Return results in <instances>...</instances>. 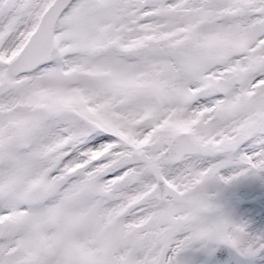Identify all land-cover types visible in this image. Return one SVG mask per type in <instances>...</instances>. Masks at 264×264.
Masks as SVG:
<instances>
[{
  "label": "snow or ice",
  "instance_id": "6c2138e0",
  "mask_svg": "<svg viewBox=\"0 0 264 264\" xmlns=\"http://www.w3.org/2000/svg\"><path fill=\"white\" fill-rule=\"evenodd\" d=\"M0 264H264V0H0Z\"/></svg>",
  "mask_w": 264,
  "mask_h": 264
}]
</instances>
